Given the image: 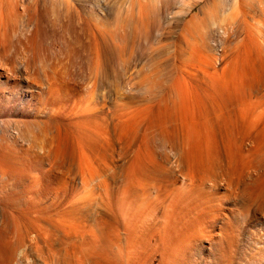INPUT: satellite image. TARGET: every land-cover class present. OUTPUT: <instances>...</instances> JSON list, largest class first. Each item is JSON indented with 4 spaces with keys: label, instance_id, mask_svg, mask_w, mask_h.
<instances>
[{
    "label": "rangeland",
    "instance_id": "1",
    "mask_svg": "<svg viewBox=\"0 0 264 264\" xmlns=\"http://www.w3.org/2000/svg\"><path fill=\"white\" fill-rule=\"evenodd\" d=\"M232 1L0 0V157L31 166L16 183L0 171V223L10 213L27 235L18 264H54L61 254L73 264H127V185L141 190L148 160L172 162L177 125L207 122L211 136L214 122H264L254 93L248 115L240 100L220 101L255 81L263 57L250 41L235 46L241 56L221 51L240 18ZM244 1L264 11V0ZM26 201L51 208L44 236L25 232L37 216H22Z\"/></svg>",
    "mask_w": 264,
    "mask_h": 264
},
{
    "label": "bare ground",
    "instance_id": "2",
    "mask_svg": "<svg viewBox=\"0 0 264 264\" xmlns=\"http://www.w3.org/2000/svg\"><path fill=\"white\" fill-rule=\"evenodd\" d=\"M245 2L240 0V18L231 23L224 37H220L222 44L227 46L221 51L236 57L242 52L235 46L240 42H252L263 56L259 74L253 83L247 85L242 80L243 85L240 83L219 96L223 104L233 105L240 100L241 105L245 104L244 108L241 106L244 114L248 115L252 93L257 96L255 104L264 99V11L246 8ZM227 4L235 3L228 0ZM256 17L261 20H255ZM245 121L214 122L215 130L211 128L215 124L210 126L214 131L211 136L207 122L194 123H202L207 130L205 134L198 130L202 125L195 128L194 124L180 122L175 145L177 153L175 158L171 157L172 162L167 154H162L154 168H150L152 161L146 160L142 169H138L142 177L141 190L136 193L137 190L127 185V195L132 192V200H127V264H264V122ZM186 126L190 127L188 133L183 129ZM3 158L0 157V171L9 175L10 180L16 183L28 177L30 160L24 159L22 163L16 156L8 155L4 162ZM132 172H127V184L138 174ZM24 206L22 216L29 211L37 215V218L27 216L25 232L44 236L48 230L41 221L45 219L48 224L53 221L48 213L49 205L33 201ZM250 212H253L251 219L248 218ZM257 213L259 216L255 215ZM4 215L0 223V264H18L16 254L24 248L27 235L19 230L14 215ZM55 222L60 231L63 217ZM109 249L102 254L111 259ZM54 264L73 263L61 254Z\"/></svg>",
    "mask_w": 264,
    "mask_h": 264
}]
</instances>
